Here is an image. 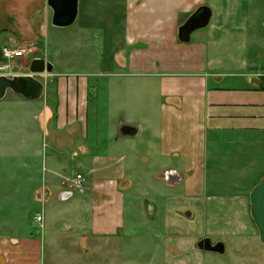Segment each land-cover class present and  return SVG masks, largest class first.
I'll list each match as a JSON object with an SVG mask.
<instances>
[{"label":"crops","instance_id":"obj_1","mask_svg":"<svg viewBox=\"0 0 264 264\" xmlns=\"http://www.w3.org/2000/svg\"><path fill=\"white\" fill-rule=\"evenodd\" d=\"M91 1L96 11L103 7L111 16L110 25L120 24V38L112 39L114 55L98 61L104 70L51 77L55 87L42 99L44 161L53 169L43 174L35 193L52 197L53 189L61 201L62 191L75 190L78 176L83 189L75 190L80 197L61 201L68 203L64 206L48 199L45 211L22 231L9 226L0 232V264H81L83 256H122L126 192L144 183L138 176L148 180L163 170L162 178L167 172L183 177L179 184L163 178L171 187L185 184V197L166 198L168 219L178 227L177 209L203 207L198 196L211 163L242 177L240 184L248 175L259 176L238 198L242 207L250 206V193L264 176V19L259 23L264 0H81L80 18L99 14ZM201 6L212 10L209 26L191 42H180L179 27ZM38 14L46 16L39 27ZM48 14L47 0H0V49L35 40L41 46ZM101 91L105 107L98 105ZM121 125L135 126L137 135L119 137ZM68 157L81 170L65 177L54 167ZM50 207L56 209L52 216ZM60 220L68 230L56 227ZM51 222L56 226L50 231ZM178 227L168 226L167 243ZM165 246L166 262L170 257L179 264L183 257L189 264L185 253Z\"/></svg>","mask_w":264,"mask_h":264},{"label":"rangeland","instance_id":"obj_2","mask_svg":"<svg viewBox=\"0 0 264 264\" xmlns=\"http://www.w3.org/2000/svg\"><path fill=\"white\" fill-rule=\"evenodd\" d=\"M84 5L81 6L80 0L79 15L83 14ZM90 6L92 11L99 14L90 13L91 15L85 17L82 15L72 27L66 29L52 26V11L49 8L48 31L40 37L42 45L40 46L35 40L28 46L20 45L14 48L26 50L25 56L14 61L15 66H18L23 74L29 73V64L36 58L45 59L55 66V73L43 78L47 95L55 87L51 77L57 73L100 72L104 69L98 61L103 57L114 55L111 43L113 37L114 42L120 38V24L110 25L111 16L106 15L103 7L96 11L98 7L96 2L91 1ZM112 10L111 6L107 13ZM119 16H112V19L118 20ZM42 18L45 24V14L34 17L35 26L39 27ZM94 19L98 21L97 24L92 22ZM262 19L264 16L260 18V26ZM1 52L2 49H0V75L11 76V70L5 67L7 63ZM44 103V99L30 101L11 91L4 100L0 101V232L9 231V226L14 228L13 230L22 231L23 224H26L36 213H41L43 209L45 211L48 202L61 206L68 204L59 201L53 189L52 197L48 198V202L43 192L40 198L35 193L43 174L46 175L53 169L50 165L46 166L44 161L47 140L43 123ZM105 104L106 95L101 91L98 105L105 107ZM172 163L175 164L174 161H171ZM54 169L65 177L71 176L75 170H81L70 157L62 159ZM162 172L163 170H160L157 176L155 173L148 180L144 176H138V179L143 178L144 183L126 192L124 215L126 225L123 234L128 237L123 241L120 239L124 246L122 256L110 254L104 257L99 254L92 260L83 256L79 259L81 264H104L105 259L111 264H171L170 257H167L168 262L165 261L161 249L164 245L165 248L170 245L178 255L185 253L189 264H264V245L252 220L250 206L245 204L242 207L238 199L244 195L245 188L255 184L259 179L258 175H248L240 184L242 177L235 176L233 171L211 163L207 172V186L198 196V203L203 207L188 206L177 209L176 214L182 222L178 227L175 220L168 219L166 198L185 197V184L182 182L171 187L162 178ZM236 181L240 187L233 185ZM78 197L80 194L75 193L74 198ZM53 207H50L51 216L56 210ZM157 207L159 209L156 213ZM187 210L195 211L198 215L194 218L193 212L192 219L187 220L183 215ZM177 219L179 221V218ZM51 223L52 226H48L50 231L56 226ZM61 223L65 221L60 220L55 224ZM168 226L178 227V230L174 232V241L167 243L165 238ZM206 237L211 238L213 243L224 242L225 255L197 249L196 243ZM102 248L103 245L98 246L99 253L102 252ZM67 258L71 260L68 255ZM72 261L76 263L74 259ZM179 264H185L183 257H179Z\"/></svg>","mask_w":264,"mask_h":264},{"label":"water","instance_id":"obj_3","mask_svg":"<svg viewBox=\"0 0 264 264\" xmlns=\"http://www.w3.org/2000/svg\"><path fill=\"white\" fill-rule=\"evenodd\" d=\"M47 5L52 11L51 24L55 28L66 29L72 27L79 17L80 0H47ZM213 17L210 7L201 6L198 8L178 30V39L182 43L191 42L192 35L209 26ZM55 66L42 58H36L29 64V73L23 74L17 66L12 69V76L0 75V101L4 100L9 91L23 97L26 100L38 101L43 98L46 84L43 81L45 76L53 75ZM41 77V78H38ZM138 133L135 126L121 125L119 137H134ZM172 184H179L182 176L175 172H167L163 175ZM75 195V191L66 190L60 193V200L67 201ZM41 197V196H39ZM49 192L46 191L45 199H48ZM250 214L258 230L260 240L264 245V176L254 186L250 193ZM184 216L192 219L193 213L186 211ZM61 231L68 230L66 223L57 225ZM197 249L208 253L225 255L226 245L222 241L213 243L209 237L203 238L196 243Z\"/></svg>","mask_w":264,"mask_h":264},{"label":"built area","instance_id":"obj_4","mask_svg":"<svg viewBox=\"0 0 264 264\" xmlns=\"http://www.w3.org/2000/svg\"><path fill=\"white\" fill-rule=\"evenodd\" d=\"M1 53H2L4 60L7 63L5 67L7 69H10L11 73H12L13 67H15V63H14L15 59H18L19 57H23L27 54L26 50H15V49H11L9 47H3ZM73 186H74V189L76 191H82L83 181H82L81 176L77 177V181L74 182ZM71 190H73V189H71ZM75 190H73V191H75Z\"/></svg>","mask_w":264,"mask_h":264}]
</instances>
